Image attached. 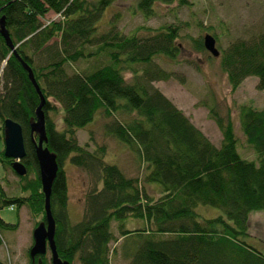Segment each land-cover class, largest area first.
I'll return each instance as SVG.
<instances>
[{
    "label": "trees",
    "instance_id": "1",
    "mask_svg": "<svg viewBox=\"0 0 264 264\" xmlns=\"http://www.w3.org/2000/svg\"><path fill=\"white\" fill-rule=\"evenodd\" d=\"M116 1L0 0V18L4 17L10 38L0 24V132L4 140L6 119L21 125L26 149L22 162L27 169L25 175H18L15 159L5 156V147L0 152L5 170L0 179V213L5 207L20 210L27 205L46 224V195L37 158L40 135L33 131L44 97V147L55 154L59 166L50 208L62 260L111 264V243L123 238L129 264H264V253L248 241L250 214L264 210V107L241 104L236 124L233 112L223 113L212 94L205 104L223 135L220 145L213 143L154 85L175 77L160 60H179L181 27L144 25L125 34L114 22L100 31V19ZM134 1L145 19L156 15L158 2L190 4V0ZM51 11L60 17L44 23ZM194 45L206 49L202 38L194 39ZM219 57L232 91L250 76L257 77L258 89L264 90V31L229 43ZM181 81L185 83L184 78ZM56 112L63 115V129L52 115ZM99 117L105 119L104 134L128 146L145 164L143 177L108 163L106 144L94 150L80 144L78 131ZM237 125L255 159L240 153ZM69 161L93 179L85 193L84 217L77 222L68 208ZM9 171L18 177L11 192L6 189ZM148 183L160 188L158 197L146 188ZM201 206L222 213L208 217ZM129 218L140 219L142 225L128 229ZM114 221L120 236L113 230ZM17 226L0 214V246L1 230ZM32 248L30 264H49L47 252L32 255ZM0 264L7 263L0 257Z\"/></svg>",
    "mask_w": 264,
    "mask_h": 264
},
{
    "label": "rangeland",
    "instance_id": "2",
    "mask_svg": "<svg viewBox=\"0 0 264 264\" xmlns=\"http://www.w3.org/2000/svg\"><path fill=\"white\" fill-rule=\"evenodd\" d=\"M134 0H118L112 4L99 21V30L105 31L111 28L114 22L118 29L125 34L135 32L140 26L158 28L168 23H175L181 27L180 38L177 42L181 46L179 60L177 62L160 60L168 70L175 72V77L169 80L155 81L154 85L169 97L192 122L198 126L216 145H220L223 139L222 132L217 123L210 118L209 108L205 104L214 94L220 104L223 113L230 109L235 116L236 124L237 108L244 103L253 104L257 108L264 107V90L258 89V78L250 76L232 91L226 72L221 65L219 56L215 57L207 49L198 50L194 45V39L202 38L207 33L217 39V47L220 51L229 43L243 38L250 39L264 31V0H190V4L180 5L158 2L155 5L156 15L145 19L143 14L136 9ZM117 15V17H115ZM60 15L49 12L43 19L44 23ZM145 32V31H143ZM141 34V33H139ZM130 77V73H127ZM185 79V83L181 79ZM203 102V104H202ZM57 121L59 129H63L64 121L61 112L52 113ZM105 119L99 117L86 128L78 131L80 144L90 150H94L101 144H106L108 163L119 164L128 175L143 177L146 166L140 163L137 155L126 145L120 143L114 137L104 134L103 123ZM238 128V125H237ZM91 131L94 140L91 138ZM240 139L239 151L249 159H255L254 151L249 148L240 129H237ZM0 132V152L4 149V140ZM69 185V213L74 222L81 221L86 208V191L93 183L91 174L83 168L73 165L70 161L66 164ZM10 172V171H9ZM5 176L4 167L0 161V179ZM9 184L7 191L11 192L17 186L18 177L12 172L8 174ZM159 185V184H158ZM146 188L152 195L158 197L161 193L156 184L148 183ZM17 189V187H16ZM201 212L208 216H217L222 213L219 208L201 206ZM1 217L8 223H18L16 229L3 228L1 236L3 243L0 246V257L7 264H30L29 249L35 245L34 232L41 224L42 215L33 214L31 209L24 205L18 210L16 206L5 207L1 210ZM41 219L40 224L38 221ZM250 237L248 241L257 250L264 253V210L252 211L250 214ZM126 227L136 229L142 225L140 219H127ZM113 230L120 236L118 223L113 222ZM122 239L111 243V248L116 247V253L110 254L111 264H129V259L124 256L121 246ZM47 259L52 264L51 250L47 246ZM41 264V263H38ZM71 264H82L78 259Z\"/></svg>",
    "mask_w": 264,
    "mask_h": 264
},
{
    "label": "water",
    "instance_id": "3",
    "mask_svg": "<svg viewBox=\"0 0 264 264\" xmlns=\"http://www.w3.org/2000/svg\"><path fill=\"white\" fill-rule=\"evenodd\" d=\"M3 20L4 17H1L0 24L3 29V33L5 37L10 40L9 34L5 29ZM10 45L11 48L14 50V45L12 43H10ZM204 45L205 48L210 51L213 56L217 57L220 55V50L217 47V39L212 34L207 33L204 36ZM26 68L29 69L30 76L34 81L32 71L28 66H26ZM44 103L45 99L44 97H42V103L36 112L37 120L33 124V131L38 132L40 135L39 142L37 144V158L43 191L46 195V224H41L38 228L35 229V245L32 248L31 252L32 255L45 253L47 251L48 246L51 250L52 264H70L68 261H64L59 257L54 241L56 224L50 208V195L53 180L57 174L59 166L56 161L55 154L51 153L49 148L44 147V141L46 139V118L45 113L43 111ZM4 143L5 156L15 159V162L13 163L14 171L20 176L25 175L27 173V169L24 163L22 162V159L26 155L23 131L21 125L12 119H6L5 121Z\"/></svg>",
    "mask_w": 264,
    "mask_h": 264
}]
</instances>
